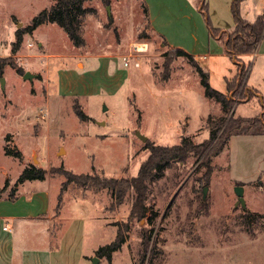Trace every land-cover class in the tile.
I'll return each instance as SVG.
<instances>
[{
	"label": "rangeland",
	"instance_id": "374dc122",
	"mask_svg": "<svg viewBox=\"0 0 264 264\" xmlns=\"http://www.w3.org/2000/svg\"><path fill=\"white\" fill-rule=\"evenodd\" d=\"M201 1L144 0L155 31L189 52L206 50L207 40L212 39L198 7ZM54 2L0 0V59H4L0 60V187L7 179V196L20 169L32 164L46 170L45 179L29 180L23 190L44 189L51 201L50 219H44L48 237L37 227L22 224L4 232L0 220V239H12L6 244L13 246V264H20L23 256L24 264H90L97 248L112 241L118 227L124 231V223L128 225L124 241L110 260L102 256L97 264H141L143 254V264H264V133L229 137L212 157L209 177L203 175L205 165L196 157L172 161L149 182L142 219H128L133 191L116 203L108 189L74 183L61 187L62 170L133 177L148 156L147 143L171 146L186 137L200 143L209 135L208 117L229 116L233 111L235 117L259 116L264 121V66L258 64L264 57L225 58L204 70L209 72V85L220 92L225 91L226 80L246 71V91L233 82V102L228 111L223 110L205 98L189 61L172 56L166 40L153 32L142 13L143 0L85 2L84 7L94 12L81 18L82 45L73 44L59 25L47 22L24 34L12 54L16 30ZM231 2L205 0L213 26L228 28L233 22ZM234 35L235 28L215 32L221 43ZM140 41L148 49L138 58V67L122 70L126 79L115 92L92 96L66 92L77 78L71 67H83L84 53L115 57L112 70L119 77L122 57ZM89 61L93 66L96 57ZM25 72L33 76L24 79ZM57 79L68 85L64 94L54 87ZM89 81L95 84L99 78ZM79 88L75 82L72 91ZM75 105L85 119L76 115ZM137 133L147 139L141 140ZM5 145L20 150L23 159L6 155ZM236 185L243 188L244 206L237 203ZM19 186L15 193L22 190ZM145 236L149 237L146 250ZM5 245L2 256L9 259Z\"/></svg>",
	"mask_w": 264,
	"mask_h": 264
},
{
	"label": "trees",
	"instance_id": "16d2710c",
	"mask_svg": "<svg viewBox=\"0 0 264 264\" xmlns=\"http://www.w3.org/2000/svg\"><path fill=\"white\" fill-rule=\"evenodd\" d=\"M91 0H55L49 8L41 10L35 15L30 23L23 28H19L15 32V40L11 44V53L14 54L18 50L24 34L31 33L36 27L43 23L53 22L59 25L67 34L68 38L75 45H82L84 38L81 34V18L84 14L94 12L93 8L84 7L85 2ZM105 4H109V0H101ZM201 1V0H200ZM243 0H232L231 14L234 22L235 35L232 39H226L222 43L224 50L232 58L236 55L251 53L255 50L257 44L262 38L264 31V13L258 15L254 21L246 22L240 14L239 6ZM198 5L199 10L203 12L206 19L209 35L216 40L215 32L218 27L212 25L207 14V4L202 0ZM143 13L147 19L146 5H142ZM244 26V28L242 27ZM170 53L175 57H184L194 67L198 73L199 83L204 88V96L219 103L223 110H229L233 102V97L230 93L233 91V82L237 85H242L241 90L246 91V71L237 72L230 80H226L227 93H222L209 85L208 73L205 72L196 62L194 57L182 50L181 48H170ZM1 61L4 59L1 58ZM1 68V67H0ZM244 70V69H243ZM18 74H22L20 68H16ZM232 85V86H231ZM230 95V96H229ZM76 115L82 120L86 115L74 106ZM209 135L208 138L200 143L194 144L187 137L183 138L179 144L171 146L156 145L152 142L147 143L148 156L141 163L138 172L130 178H107L99 177L92 174H74L68 170H62V175L65 181L62 182V189H65L69 183H74L83 188L93 189H108L112 193L114 201L120 203L129 191H133V200L130 208L128 219H142L146 212L145 198L149 186V182L160 177L163 170L174 162H184L187 157L193 156L205 165L203 175L209 177L212 172L210 161L212 157L218 155L229 137L233 135H257L264 133V121L259 116L255 117H240L234 116L232 111L229 116H220L217 118L208 117ZM4 153L21 161L23 159L20 150H12L8 145L4 146ZM46 170L35 166L27 165L20 171L13 186L10 189L7 199L15 198L17 186L29 180H44ZM8 186V180L4 181L0 187V199L4 198V192ZM15 190V191H14ZM128 228L127 223H124V231ZM124 231L121 227L117 228L116 235L112 241L97 248L95 255L97 257L105 256L110 260L111 253L117 250L124 241ZM149 244V237H144V249L146 250ZM144 255L142 256L141 264H143Z\"/></svg>",
	"mask_w": 264,
	"mask_h": 264
},
{
	"label": "crops",
	"instance_id": "0c3cea01",
	"mask_svg": "<svg viewBox=\"0 0 264 264\" xmlns=\"http://www.w3.org/2000/svg\"><path fill=\"white\" fill-rule=\"evenodd\" d=\"M143 4H145L144 0H143ZM229 8L231 11V3L229 5ZM192 9L194 10L193 7ZM239 11L243 18L252 22L255 20V18L258 15H261L264 13V0H243L240 3ZM142 13H143V10H142ZM148 14L149 13H148V7H147V19L149 21V25L151 29L153 30L154 33L164 38L162 34L157 33L154 27L151 26ZM249 14H251V17ZM216 25L217 26L215 27L226 29V30H232L234 28V22L229 23L228 28L225 26H220L218 24ZM207 41L208 42H207L206 50L202 52H197V51L189 52L184 48L177 47L176 45H172L171 43H168V41L166 40L169 48H181L185 52L191 54L203 70L208 69V68L210 69L209 67L210 65L212 66L215 64H222L225 58H232L229 54L225 52L224 47L220 40H216L212 38ZM38 45H40V43ZM258 48H259V51H258ZM83 55H84L82 58L83 67L79 69H77V67L76 69L71 67L73 69L71 71L75 75L77 74V78L74 82L69 83V86H71V88L69 87L70 91H66V92H69V93L78 92L80 93V95L92 96V95H97L101 92L113 93L123 84L124 80L126 79V76L123 73L124 71L122 70L125 69V67H123V65L121 64L122 67L119 68L121 76L116 77L114 74V71L112 70V64H111V58H115V57L110 56V55L108 56L102 53H84ZM251 55L253 58L256 56L264 57V33H263L262 39L259 41V43L257 44L253 52L236 55V56L242 61L243 57H247ZM93 56L96 57V61L94 62L92 66V63H90L89 58ZM263 61L264 59L259 60L258 64L260 67L264 66ZM85 66H87L86 67L87 69L85 68ZM263 72H264V68H263ZM207 73L209 75V72ZM86 76L88 77L85 78ZM93 78H99V81L98 82L95 81V84L92 81H89ZM224 79H226L225 76H224ZM100 81L102 82V86L101 84L96 85L97 83H100ZM75 82H78L80 84L79 91H72V86H74ZM89 83H91L93 86ZM60 84L62 87L60 86ZM55 86L57 88V90L55 89L57 92L64 94L65 89L63 87L68 86V85L60 83V81L57 79V83L55 82L54 87ZM226 91H227V87H226V82H225V91H223L222 93H226ZM263 96L264 95H262V98H264ZM205 98L209 100V98L207 97ZM6 174L7 172L4 171L5 176ZM27 182L28 181H25L24 183L19 184L22 187L21 188L22 190L16 193L15 198L13 200H8L6 196L0 199V220H3L4 222L1 227V230L4 232H8V231L13 232L15 229L19 228V225L22 224L23 226L24 225L30 226L32 228L37 227L45 237H48L49 235L47 231L48 229L46 227V223L44 222L45 220L47 222L49 221L50 219L49 213H51V204H50L51 201H49L48 193L46 190L41 189V188H38L36 190L34 189L31 191H26L25 189L23 190V187L27 185ZM7 206H9V208H7ZM10 207H13V208H10ZM36 222L37 223L41 222V225L36 224ZM4 226L6 227V229H3ZM9 240H11L12 242L11 238L5 237L3 239H0V264H13V262H15L13 260V256L11 257L14 251L13 246L6 244ZM3 244L4 245L6 244L4 247H7V250L9 251V254H10L9 259H5L2 256L4 255V252L6 250V249L5 250L3 249V246H2ZM23 259H24V256L23 258L21 257L20 264L25 263V262L23 263ZM26 264L28 263L26 262ZM30 264H35V263H30Z\"/></svg>",
	"mask_w": 264,
	"mask_h": 264
},
{
	"label": "built area",
	"instance_id": "2783aa9c",
	"mask_svg": "<svg viewBox=\"0 0 264 264\" xmlns=\"http://www.w3.org/2000/svg\"><path fill=\"white\" fill-rule=\"evenodd\" d=\"M148 49V45L145 41L135 42L130 46V51L127 55L122 57V65L123 67L127 68L131 65L134 67L139 66L138 58L141 56L142 53L146 52ZM42 114V113H41ZM3 229H6L4 226Z\"/></svg>",
	"mask_w": 264,
	"mask_h": 264
},
{
	"label": "water",
	"instance_id": "95a60500",
	"mask_svg": "<svg viewBox=\"0 0 264 264\" xmlns=\"http://www.w3.org/2000/svg\"><path fill=\"white\" fill-rule=\"evenodd\" d=\"M18 26H20V23L18 24ZM32 76L33 75L30 74L29 72H25L23 74V78L24 79H27V78L30 79ZM104 108H105V106H104ZM98 123L103 124V122H98ZM137 136L143 141H145L147 139L146 136H144V135H142L140 133H137ZM205 191H206V188L203 189V193L204 194H205ZM234 192H235V194L237 196V203H240L242 206H244L243 188H242V186L241 185H236L235 188H234ZM98 260H99V257L93 256L90 259V264H97Z\"/></svg>",
	"mask_w": 264,
	"mask_h": 264
}]
</instances>
